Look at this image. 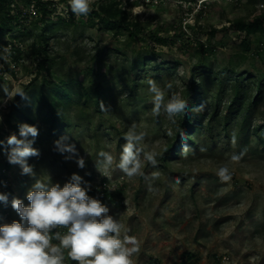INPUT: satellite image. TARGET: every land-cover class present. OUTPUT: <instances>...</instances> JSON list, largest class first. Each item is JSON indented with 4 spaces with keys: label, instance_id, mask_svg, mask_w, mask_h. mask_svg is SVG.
Returning <instances> with one entry per match:
<instances>
[{
    "label": "rangeland",
    "instance_id": "374dc122",
    "mask_svg": "<svg viewBox=\"0 0 264 264\" xmlns=\"http://www.w3.org/2000/svg\"><path fill=\"white\" fill-rule=\"evenodd\" d=\"M50 1L54 24L48 33L49 67L39 69L32 54L31 46L41 30L33 5L21 2L28 16L23 24L33 35H23L20 26L0 31L1 41L21 49L15 60L10 44L0 46V66L8 68L0 73L4 80L0 86L28 93L25 86L33 83L31 88L37 89L32 103L18 95L0 105V128L6 141L16 133L7 123L10 112L13 122L23 123L20 107L30 102L29 110L39 126L33 147L40 152L28 159L36 177L21 175L19 165L9 164L4 171L7 180L0 192L9 195V204H0V224L19 219L10 201L17 197L27 204L26 193L35 179L51 178L63 185L77 173L91 185L88 194L108 205L110 214H117L130 229L129 235L137 237L141 249L133 264H264V145L254 131L264 123V32L252 34L244 44L246 31L234 26L237 20L264 13V0H93V7L118 2L128 21L139 24L131 30L108 28L96 17L92 23L88 15L76 17L67 0ZM153 34L168 39L161 44ZM235 75L251 95L257 83L263 85L259 101L247 102L240 114L235 112L237 104L227 111ZM149 78L161 87L171 82L173 91L185 100L196 98V104L177 115L175 124L163 113L153 116ZM54 84L68 85L74 99L65 111H58L59 128L52 134L39 89L43 87L46 95L61 93ZM98 85L102 101L110 106L106 111L94 95H82L85 88ZM201 104L202 112L192 111ZM187 112L206 127L194 134L195 143L187 151L174 155L170 147ZM134 122L138 131L147 133L145 143L159 152L156 167L147 163L144 167L146 175L160 172L151 181L155 190L144 178L129 180L119 170L105 178L96 169L102 150L118 160L124 134ZM66 135L85 158L84 169L74 158L65 159L69 153L55 150L54 141ZM241 153L238 163L230 162L232 154ZM0 158L7 160L2 151ZM226 164L232 179L222 183L216 173ZM105 188L110 192H104ZM65 264L76 262L66 256Z\"/></svg>",
    "mask_w": 264,
    "mask_h": 264
},
{
    "label": "clouds",
    "instance_id": "9594fccd",
    "mask_svg": "<svg viewBox=\"0 0 264 264\" xmlns=\"http://www.w3.org/2000/svg\"><path fill=\"white\" fill-rule=\"evenodd\" d=\"M67 2L76 17L87 16L93 11V0ZM4 51L9 50L5 48ZM147 84L152 96V115L158 117L163 113L175 124V117L186 113L188 101L173 91L171 82L161 87L156 80L149 78ZM0 89L4 94L0 97V105L7 104L18 95L27 99V93L21 88L0 86ZM100 107L102 111L110 108L103 101ZM203 109L204 104H201L192 111L202 112ZM2 123L3 116L0 115ZM137 128L134 122L124 134L125 143L118 160L111 152L100 151L96 169L105 178H110L115 170H119L129 180L144 178L149 181L150 190H155L152 189L151 181L158 179L160 172L153 171L146 175L144 167L146 163L156 167L159 152L145 143L147 133ZM168 134H173L171 129ZM38 135L37 126L23 123L19 125L18 135L11 133L6 141L0 140V151L6 155L9 164L20 166L21 175L36 177L35 166L30 165L28 159L40 155L39 150L33 147ZM235 142L233 134L232 143ZM54 144L60 154H70L65 156L66 160L74 158L79 168H85V158L79 155L67 135L54 141ZM182 151H187V145ZM242 155L232 154L230 162L238 163ZM216 174L222 183L232 179L227 164L220 167ZM90 191L89 182L77 173H72L63 185L52 182L51 178L48 181L35 179L26 193L27 204L17 197L10 201L19 219L0 224V264H65L66 256L76 264H133V257L141 249L137 237L129 235L130 229L118 215L110 214L108 205L90 196ZM0 202L8 205L9 195L0 192Z\"/></svg>",
    "mask_w": 264,
    "mask_h": 264
},
{
    "label": "trees",
    "instance_id": "16d2710c",
    "mask_svg": "<svg viewBox=\"0 0 264 264\" xmlns=\"http://www.w3.org/2000/svg\"><path fill=\"white\" fill-rule=\"evenodd\" d=\"M23 2L25 6L33 5L36 10V14L40 15V24H41V30L36 35V40L33 42L31 49L33 57L37 60V66L39 69H44L46 67H49L52 63V58L50 56L49 51V36L48 33L52 29L54 21L52 19V13L53 8L51 7V1L50 0H0V15L4 18H1L0 16V31L6 30V31H12L14 27H21V31L23 35H33V32H31L26 26L25 21L28 16L24 15L22 12L23 5L21 4ZM118 2H111L105 6L104 4H101L97 7H93V11L88 15L89 18L92 20V23H95V17L103 23L106 27L111 29L121 28L125 30H131L132 28L138 27V22H129L127 19V12L125 10H118L119 8ZM17 11L14 13L13 11ZM120 13V14H118ZM6 19V20H5ZM23 26V27H22ZM234 26L237 28L244 29L246 31L245 39L242 40V43L246 44L249 40V37L252 34L264 32V13L250 19V20H237L234 22ZM135 31H131L130 35L134 36ZM178 36V35H177ZM153 38L158 43H165L168 38L159 36L156 34H153ZM174 41V40H173ZM175 42V41H174ZM8 44H10V53L13 55V58L16 60L20 57L17 56V53H21L20 47L16 43H10L7 40L1 41L0 39V46L5 47ZM6 66H0V73L2 70L8 69L3 68ZM8 67V66H7ZM233 79V83L230 85V89L233 92L231 102L227 106V111L231 110L234 106L237 104V108L235 109V112L237 114L242 113L244 110V106L247 104V102H250V105L256 104L259 99L262 97L263 92V85L262 83L256 84V93L255 94H249V90H246L242 82L239 80L238 76L235 75ZM3 75L0 74V82H3ZM77 83H82V80L78 79ZM33 83H29L25 86V89L28 90L27 97L29 101L32 103L33 100H35V92L37 93V89L31 88ZM56 90H61V93L57 94H48L44 92L43 87L39 89V101L42 104L43 110L46 111V118H51V124L50 129L52 131V134H54L58 130V126L60 123V117L58 114V111L62 110L65 111L66 108L69 106V104L73 101V95L74 93L72 90L67 86H59L58 84H54ZM70 85V84H69ZM29 88V89H28ZM31 88V89H30ZM84 95L86 98H90L91 95L94 100L100 107L101 101H102V93L100 90V86H96L94 88H85L84 89ZM93 92V94H91ZM78 94V91H77ZM81 95V94H79ZM188 108H192L196 104V98L188 97ZM30 102L26 106L23 104L20 107V117L23 119V123H28L30 125H35L37 127L38 124L33 119V113L29 110ZM216 110V107H215ZM57 113V114H56ZM14 118L13 110L10 112V116L7 119V123L10 125V127L14 130V132L18 133L19 131V125L23 124L22 122H13L12 119ZM179 134L177 137V140L172 144L170 147V153L176 155V153H179L182 151L184 145H187L189 147L190 145L194 144V134L196 132L204 129L206 126L204 125L203 120H199L191 113H188L185 115V117L182 120V123L179 125ZM3 126L0 128V140H5L4 132H3ZM2 130V131H1ZM255 133L258 135L260 141L264 145V123H259L254 127ZM183 134V138L182 135ZM167 154H165L166 156ZM9 167L8 160H1L0 158V186L5 185L6 183V175L4 174V171ZM106 193H109V188H105L103 190ZM2 202H0L1 204Z\"/></svg>",
    "mask_w": 264,
    "mask_h": 264
}]
</instances>
